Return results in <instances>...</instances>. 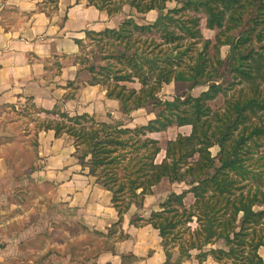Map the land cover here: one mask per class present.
Masks as SVG:
<instances>
[{
	"label": "trees",
	"instance_id": "16d2710c",
	"mask_svg": "<svg viewBox=\"0 0 264 264\" xmlns=\"http://www.w3.org/2000/svg\"><path fill=\"white\" fill-rule=\"evenodd\" d=\"M172 2L178 5L175 9L168 8ZM88 3L111 17L126 6L140 16L158 12L157 19L150 24L140 25L136 19L128 18L119 29L88 34L100 47L121 48L105 58L109 60L107 66L90 68L93 75L90 84L104 86L108 97L121 103L125 115L131 116L134 111L152 105L158 109L156 119L132 129L123 122L103 123L89 115L71 117L57 111H42L59 119L42 120L40 131L53 130L57 138L66 135L74 140L81 164L113 194L112 202L119 213L116 226L122 224L133 205L142 210L146 197L153 195L154 188L163 180L176 179L189 187L182 194L172 193L149 220L141 219L161 232L168 263L183 264L196 251L200 253L196 257L200 264L209 257L224 264L225 259L238 256L244 257L243 264H264L259 254L264 247V210L255 212V207L264 208V174L259 172L251 179L259 183L256 192L248 184L241 185L249 180L250 172L242 157L246 143L264 134V126L253 122L254 116L264 113V81H257L259 77L264 79V31L260 27L264 24V5L238 42H232V38L223 42L221 35L216 38V54L224 44L230 45L234 73L258 83L252 87V95L228 101L221 113L209 106L224 90L214 81L217 57L210 52L211 40H204L199 15L206 16L210 30H223L220 34L235 30L233 26L243 23L247 9L241 0H88ZM247 3L252 4L249 0ZM188 41H204L195 57L188 56L197 42ZM255 41L257 44L251 51L238 54L239 48ZM186 58L191 61L187 63ZM129 83H138L141 88H131ZM172 83L177 88L187 83V92L175 96L173 101L161 99L163 87ZM197 87H207V91L194 97L191 92ZM174 126H191L192 133L180 134L167 142L166 158L159 164L160 142L150 134ZM214 147L219 149L218 156L212 153ZM196 156L197 160L192 161ZM190 194L194 202L188 207L185 200ZM195 217L200 229L193 232L188 226ZM116 226L109 230L108 237L117 233ZM177 228H182L181 234H176ZM185 232L189 239L185 238ZM221 241L227 250H205Z\"/></svg>",
	"mask_w": 264,
	"mask_h": 264
},
{
	"label": "crops",
	"instance_id": "0c3cea01",
	"mask_svg": "<svg viewBox=\"0 0 264 264\" xmlns=\"http://www.w3.org/2000/svg\"><path fill=\"white\" fill-rule=\"evenodd\" d=\"M119 15L111 17L106 11L89 6L88 0H57L56 3L52 0H0V108L19 109L29 103L39 112L57 111L71 117L89 115L103 123L123 122L132 129L155 120L156 115L150 112L154 118L137 124L135 117L144 109L134 111L131 116L125 115L121 103L110 99L104 86L90 84L93 75L79 63L81 47L89 39L88 34L119 29L128 19L118 20L116 24ZM128 86L137 90L141 88L138 83H129ZM170 88L177 90V85L164 86L159 96ZM197 89L203 91L194 96ZM205 91L207 87H197L191 94L199 97ZM43 114L46 113H41V116ZM47 117L42 119H59L52 114H47ZM172 129L177 130L176 136L167 142L180 134L189 136L192 133L191 126H174L165 132L150 134V137L160 142L157 136ZM160 147L159 164L166 158V145L163 148L160 142ZM38 153L42 158L39 161L42 171H29L21 175L20 180L30 178L29 181L39 189L55 187L56 197L69 202L72 213L79 220L77 223L87 232L104 234L107 238L109 230L119 222V213L112 202L113 194L90 174L88 167L81 164L73 140L66 135L57 138L53 130H41L38 133ZM167 181L189 189L176 179L163 180L154 188L153 195L146 197L142 210L133 205L125 214L122 224L116 226L117 238L113 240L111 249L100 253L97 264H170L162 245L161 232L146 223L138 225L134 222L140 218L149 220L152 212L158 211L168 199L171 192L156 190ZM186 190H174V193L182 194ZM160 196L165 197L161 200ZM10 205L15 207L18 204ZM33 213L36 212L29 209L11 216L0 209V264H75L71 256L47 257L42 250L35 253L31 245L34 241L36 243L40 229L38 224L31 223ZM39 242L44 243V248L48 246L44 239ZM259 254L264 260V247ZM85 264L89 262L85 261ZM183 264L200 263L192 257ZM202 264L215 262L210 257Z\"/></svg>",
	"mask_w": 264,
	"mask_h": 264
},
{
	"label": "rangeland",
	"instance_id": "374dc122",
	"mask_svg": "<svg viewBox=\"0 0 264 264\" xmlns=\"http://www.w3.org/2000/svg\"><path fill=\"white\" fill-rule=\"evenodd\" d=\"M181 1L183 2L186 0ZM241 1L242 4L247 6V9L246 13L243 15V23L239 26H233L235 30L224 32L223 34H220L223 30H210L207 28L206 16L204 14L199 15L201 18L200 28L204 40H211L210 52L212 56L221 60L218 61L216 58V62H214V67L217 69V72L214 73V81L223 86L224 91L218 94L214 101L209 103V106L214 112L223 113L227 107L228 101L230 102L235 101L237 98H243L244 94L252 95V87L264 81L262 77H259L257 78L258 83L250 82V79L243 74L234 73L230 64V58L232 57V47L230 45L224 44V46L220 48L218 55L214 48V45L217 44L216 38L220 35L221 41L223 42H226L228 38H232V42L234 43L235 41L238 42L240 34L244 33L248 27L252 26L250 21L257 16V12L262 8V5H264V0H249L252 3L251 5H248L247 0ZM177 6L175 2L168 4L169 9H175ZM127 17L134 18L140 25H144L153 23L158 17V12L145 17L138 15L133 9L126 6L120 13L116 24H118V20H124ZM262 18L264 19V17ZM260 27H262L264 31V24L260 25ZM259 30H261V28H259ZM191 42L197 43L191 46L192 51L188 57H195L197 52L202 50L204 41H188V43ZM255 44H257L256 41L253 43H246V45L238 49V54L239 52L247 54V52L253 49ZM100 46V43L91 39H87L82 45L78 60L81 67L86 71H89L91 67L100 68L107 66L109 60L105 58L121 50L119 47L115 50H111L108 46ZM244 50H247V52L244 53ZM185 61L188 63L191 60L190 58H186ZM247 69L248 68L245 66V70ZM187 90V83L179 84L177 90L171 88L166 89L160 98L163 100H172L175 96L181 95L187 92ZM202 91L203 89H197L194 91L193 95L198 96ZM150 112L156 115L158 109L151 105L140 111L135 117L137 124L154 118V115L150 116ZM42 117L49 118L47 114L41 116V113L29 103L19 109L16 107L0 108V177H2L0 180V209L8 212V215L11 216L19 215L29 209L32 210V212L33 210L36 212L33 213L31 219V223L34 225L38 224L40 229L39 236L36 238V243L34 241L35 245H31L36 254H39V251L42 250L43 253H46L47 257L57 255L68 258L71 256V260L75 264H85V261H88L89 264H97L96 260L100 253L111 249V244L117 236L114 235L113 237L106 238L105 236L97 235L93 232H87L82 225L77 223L79 220H77V216L72 213L69 202H63V199L60 200L56 197L57 193L55 187L50 186L47 187V189H39L32 181H29L30 178L22 181L20 180L21 175L28 174L29 171H42V164L39 163L42 158L38 153V133L40 131L39 127L42 124ZM253 122L258 126H264V113L254 116ZM176 133L177 130L172 129L168 133L157 136L161 142V146L164 148L167 140L175 137ZM212 153L214 156H218V147H214ZM77 156H79L78 153ZM242 157L245 158V163L250 166V172L247 177L249 180L241 183V185L248 184V187H253V191L256 192V187L259 186V183L253 182L251 179H254L259 172L264 174V134L254 136L247 141L245 150L242 152ZM162 158L163 154L159 156V161H161ZM197 158V156L194 157L192 161L195 159L197 160ZM12 179H14V183H12ZM16 184L18 185L17 188L15 187ZM184 189L186 190V188ZM184 189L181 186H177L175 182L167 181L156 190L159 192L174 193V190L181 191ZM12 195H17V197L13 198ZM164 197L165 196H160L161 200H163ZM14 202L18 204L15 207L10 205ZM193 202L194 198L192 194L188 195L185 200L186 206L190 207ZM262 210H264V208L255 207V212H261ZM134 222L138 225L145 223L141 218L135 219ZM188 227L193 232L200 229L196 217L193 219V222L189 223ZM14 229L15 226L11 227L10 230L12 231ZM181 230L182 228H177L175 230L176 234H181ZM184 236L189 239L188 232H185ZM120 237L121 236H118V238ZM173 238V235H171V240H173ZM43 239L45 243L48 244L45 248L43 245L44 243L41 244L39 242H42ZM213 248L227 250L224 241L219 242L217 245H214V247L209 246L205 250L210 251ZM175 251H177V249H175ZM199 254L200 253L196 251L192 252V256L195 258ZM243 263L244 257L239 258V256L224 260V264ZM215 264L217 263L215 262Z\"/></svg>",
	"mask_w": 264,
	"mask_h": 264
}]
</instances>
